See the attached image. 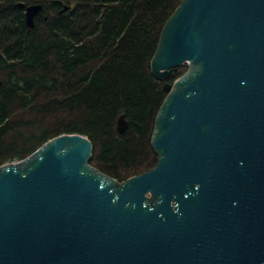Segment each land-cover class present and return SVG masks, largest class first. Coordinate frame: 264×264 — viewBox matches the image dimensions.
<instances>
[{
  "label": "water",
  "instance_id": "obj_1",
  "mask_svg": "<svg viewBox=\"0 0 264 264\" xmlns=\"http://www.w3.org/2000/svg\"><path fill=\"white\" fill-rule=\"evenodd\" d=\"M150 70L155 165L118 180L78 132L0 164V264H264V0H180Z\"/></svg>",
  "mask_w": 264,
  "mask_h": 264
},
{
  "label": "trees",
  "instance_id": "obj_2",
  "mask_svg": "<svg viewBox=\"0 0 264 264\" xmlns=\"http://www.w3.org/2000/svg\"><path fill=\"white\" fill-rule=\"evenodd\" d=\"M179 1L0 0V164L78 132L91 140L90 163L118 180L152 168L150 135L165 92L150 59ZM17 2L42 5L33 27Z\"/></svg>",
  "mask_w": 264,
  "mask_h": 264
},
{
  "label": "flooded vegetation",
  "instance_id": "obj_3",
  "mask_svg": "<svg viewBox=\"0 0 264 264\" xmlns=\"http://www.w3.org/2000/svg\"><path fill=\"white\" fill-rule=\"evenodd\" d=\"M99 262L101 264H126L125 251L123 250V252L121 253L119 250L114 249L109 254L105 253L104 255H102Z\"/></svg>",
  "mask_w": 264,
  "mask_h": 264
},
{
  "label": "rangeland",
  "instance_id": "obj_4",
  "mask_svg": "<svg viewBox=\"0 0 264 264\" xmlns=\"http://www.w3.org/2000/svg\"><path fill=\"white\" fill-rule=\"evenodd\" d=\"M15 161V160H14Z\"/></svg>",
  "mask_w": 264,
  "mask_h": 264
}]
</instances>
